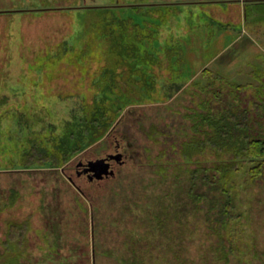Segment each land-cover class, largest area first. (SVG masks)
<instances>
[{
  "label": "rangeland",
  "instance_id": "rangeland-1",
  "mask_svg": "<svg viewBox=\"0 0 264 264\" xmlns=\"http://www.w3.org/2000/svg\"><path fill=\"white\" fill-rule=\"evenodd\" d=\"M139 1L0 0L12 11L1 17L0 93H16L0 96V264L13 259L6 248L11 221L29 225L27 247L12 264H264V173L235 181L231 196L243 231L236 233L239 256L226 262L217 251L215 212H207L209 198L222 199L220 189L201 177L232 156L211 147L191 161L181 155L185 141L212 132L202 120L209 115L232 121L236 114L247 134L264 138V0L196 1L194 14L207 16L193 22L194 40L184 44L165 36L157 43V35L143 40L142 22L156 21L157 10L136 15L112 6ZM237 3H245V14ZM165 22L170 32L180 28ZM222 51V66H213L221 74L209 85L187 73L198 66L184 56ZM95 100L118 111L114 123L80 132L85 105ZM33 142L66 161L20 165L19 152ZM116 144L124 157L114 176L78 175L79 162L102 158ZM191 188L207 192L199 208Z\"/></svg>",
  "mask_w": 264,
  "mask_h": 264
},
{
  "label": "trees",
  "instance_id": "trees-1",
  "mask_svg": "<svg viewBox=\"0 0 264 264\" xmlns=\"http://www.w3.org/2000/svg\"><path fill=\"white\" fill-rule=\"evenodd\" d=\"M127 5L128 4L126 3H122L112 6H120L124 8ZM101 7L111 6L104 5ZM9 12L12 11L6 10L3 13L7 15ZM187 68H189L187 73L190 76L193 75L192 77L195 78L198 68L200 67L196 68L197 70H194L193 72L191 70L195 67H191L189 65L186 67V69ZM201 69L202 70L200 74L202 75L203 80L205 79L207 85L210 84V81L207 80L219 75L214 74L209 68L203 67ZM238 87L244 88L245 85H238ZM15 95L16 93H14L13 90L9 95L3 92L0 93V96L12 97ZM97 103L99 102H96L95 100L93 103L85 105L86 107L83 111V116H81L84 120L81 121H83V125H85L86 128L80 127V132L84 133V129H87V132H89L90 125H95L98 130L102 129L103 132L104 129L114 123V119L116 118L115 114L118 111L113 110L115 113L112 115L111 111H109L111 110L110 108H106L102 106V104ZM16 105L20 104L18 103ZM260 105L264 107V101H262ZM117 110L119 109L117 108ZM105 114L108 115V117H105ZM73 116L74 121H76V119L80 120L76 113L73 114ZM231 117L232 121L227 119L229 116L225 115H219L217 118L211 117L210 115L207 118L203 117L202 120L209 122L210 126L212 127V132H204L205 135L202 138L192 137L190 140L184 142L181 149L182 159L185 161H191V158H193L194 155L202 154L206 147L215 148L217 154L228 151L232 156V159L227 161L226 164L220 163L215 165L211 170L214 171L212 174L205 170L206 172H204L201 177L204 184H207L215 189H220V197L222 196V199L214 198L210 200L209 198L207 212L209 214L215 212L211 222H213L212 227L213 232L215 233L214 235H216L218 238L217 251H219V257H221L220 259H223L226 262L228 259H230L231 254L236 257L239 256L240 252L239 247L236 244V233L238 231H243V229L240 228V221H238L240 220V215L234 213L235 204L231 196L233 189H235L238 185L235 181L239 176H241V173L247 176V182L255 181L264 173V138L251 137L249 134H247L244 131L247 126L246 121H243L244 118H242V120L239 119L240 121H238L236 114H232ZM61 121L63 123L62 119ZM99 122L101 123L98 124ZM242 131H244V133H242ZM89 136L90 135L87 134L85 137H83L80 145L85 141H89ZM91 136H93V134ZM19 153L22 155L19 164L24 166L36 165L38 167H59L66 161V155H58L49 151L41 152L40 145L35 142H33L28 149H23L22 152ZM193 175H195V179L198 177V173H196V171L193 172ZM78 190L80 189L78 188ZM189 192L190 197H192L194 200L193 204L195 208L200 207L203 199H208L207 192H196L192 188ZM28 227L29 225L27 221H11L7 225L6 248L7 251H10L11 253L14 252L13 254L7 256L9 258H13L12 260H8L11 261L10 264H12V261L16 262L20 258V254H22L21 249L27 247L26 233ZM226 232L228 234L227 240L224 238V234ZM225 242L228 243V248L225 247Z\"/></svg>",
  "mask_w": 264,
  "mask_h": 264
},
{
  "label": "crops",
  "instance_id": "crops-1",
  "mask_svg": "<svg viewBox=\"0 0 264 264\" xmlns=\"http://www.w3.org/2000/svg\"><path fill=\"white\" fill-rule=\"evenodd\" d=\"M198 0H141L139 2H128L126 4H128L127 6H125V10L127 11V13H142L144 11V9H149V10H157V15L156 16V21H152V24H148L145 22H142V35H143V40L145 42H150V37L151 35H157L158 39H155V42H160V38L162 36H165L166 38V42H180L182 44L186 43V42H191L192 40V35L190 31L192 29V25L194 21H202L206 19V14L204 13H196L193 12L196 8V4H198V2H196ZM201 1V0H200ZM141 2V3H140ZM141 4V5H138ZM201 5H206V4H201ZM237 10L239 12V14H241L242 11H244L245 14V3L244 4H238L236 5ZM203 15V16H202ZM195 16H199L196 17ZM136 17V16H135ZM135 17H133L134 19H136ZM138 19L140 17H137ZM154 18V17H153ZM178 20H177V19ZM196 19V20H195ZM137 20V19H136ZM142 20H147L148 19L146 17H142ZM165 20H168L169 22H173L179 23L180 28L177 30L176 28L173 29V31L170 32L171 28L169 27L170 23H166ZM210 20V19H209ZM150 21V20H149ZM191 22V23H189ZM211 22V20H210ZM145 23V24H144ZM189 23V24H188ZM168 30L164 35L162 34V29ZM184 27V29L182 28ZM167 28V29H166ZM153 29V31L155 32H150L149 30ZM180 31H184V33H180ZM245 33V30H243ZM228 31H225L223 34H227ZM129 35V34H128ZM190 36V37H189ZM131 37L133 36V33L131 34ZM183 37H189V40L183 38ZM134 38H132L131 40H133ZM153 41V40H152ZM237 41V40H235ZM233 41V42H235ZM185 48V47H183ZM195 52V51H193ZM223 53V51L220 54H217L215 57L214 56H210V54L207 53H203V54H198V53H193L192 56L186 55L184 56L186 59L189 60H193V65L198 66L200 68H198V71L196 73L197 75H200L201 73V68L206 67L209 68L213 71L214 74H221L220 71H218L217 69H213V66L216 65L217 68H219L220 66H222L218 61V59H225L223 58V56L221 55ZM191 55V54H190ZM222 57V58H221ZM177 56L175 55H171L169 56V59L171 60H176ZM200 61V62H199ZM232 62V59L227 58L225 65H228ZM175 65V63L173 64Z\"/></svg>",
  "mask_w": 264,
  "mask_h": 264
},
{
  "label": "flooded vegetation",
  "instance_id": "flooded-vegetation-1",
  "mask_svg": "<svg viewBox=\"0 0 264 264\" xmlns=\"http://www.w3.org/2000/svg\"><path fill=\"white\" fill-rule=\"evenodd\" d=\"M7 9H3V8H0V25H4V21L3 19L1 18L2 15H4L3 12H5ZM1 27V26H0ZM0 32H1V29H0ZM1 35V33H0ZM120 145L119 144H116L113 151H109V152H106V154L102 157H106L107 158V162H109L110 164V168H112L114 170V167L116 165V163H121V161H123V157H124V154L122 152V150L120 149ZM89 160H86V162H88ZM86 162H79L77 167L80 168L77 170V173L78 175L80 176L81 174H86L85 176H87L88 180L92 181L93 179V173L91 171H88L86 170L87 168V163ZM73 183V182H72Z\"/></svg>",
  "mask_w": 264,
  "mask_h": 264
},
{
  "label": "water",
  "instance_id": "water-1",
  "mask_svg": "<svg viewBox=\"0 0 264 264\" xmlns=\"http://www.w3.org/2000/svg\"><path fill=\"white\" fill-rule=\"evenodd\" d=\"M87 163V168L86 170L91 171L93 174V177L96 179H103L105 176L106 177H112L114 176V170L110 168L109 162H107L106 157L102 158H96L89 160ZM71 181V179L69 178ZM72 182V181H71Z\"/></svg>",
  "mask_w": 264,
  "mask_h": 264
}]
</instances>
